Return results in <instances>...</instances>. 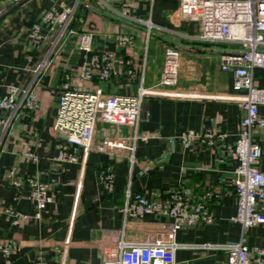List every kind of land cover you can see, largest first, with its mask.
Returning a JSON list of instances; mask_svg holds the SVG:
<instances>
[{"label":"crops","instance_id":"obj_1","mask_svg":"<svg viewBox=\"0 0 264 264\" xmlns=\"http://www.w3.org/2000/svg\"><path fill=\"white\" fill-rule=\"evenodd\" d=\"M88 7L78 8L82 21L77 30L94 33L93 50L114 51L117 58H129L133 75H112L100 87L107 94H132L140 84L154 86L162 70L164 50L172 47L179 52L178 88L195 87L210 95L205 99H171L148 96L144 99L137 131L143 139L135 142L133 162L118 151L114 153L90 150L78 161L59 163L54 160L63 138L53 129L60 78L71 74V83L91 90L96 80L79 81L75 71L88 57L76 49L74 36L60 38L50 50L54 37L49 23L39 26V37H31L28 27L51 9L59 11L70 0H21L10 3L0 0V99L9 86H25L33 68L48 53V66L38 76L33 90L38 106L15 114L2 130L0 126V206L12 204L27 215L16 224L0 213V242H12L15 247L8 255L0 254V264H104L106 248L112 247L120 236L127 242L162 241L171 238L181 245L173 251L174 264H222L225 252L217 248L237 241L241 229L229 221L235 210V197L230 172L236 164L233 145L241 115L239 99L244 90L232 89V76L216 67L218 53L229 51L226 44H208L195 39V22L177 16V0L166 11L154 0H83ZM105 4V5H104ZM106 5L128 16L149 20L151 26L124 19ZM75 29V30H76ZM131 35L130 47L116 46L107 34ZM253 78L264 85V71L255 69ZM264 117V106H258ZM0 109V119L3 120ZM211 130L223 135L213 146L194 144L183 149L176 136L183 129ZM261 148L257 167L264 173V129H254L251 135ZM99 140L96 132L94 141ZM29 149L35 160L25 154ZM111 164L114 186L107 191L98 180L99 170ZM12 170L19 177H32L50 186L51 202L33 219V204L28 200V185L16 188L8 177ZM179 186L193 194L207 190L211 212L209 222L176 230L168 235L162 229L170 218L144 214L126 218L123 222L121 205L123 193H142L164 197ZM264 213V205H262ZM125 223V224H124ZM248 247L264 249V223L255 224L243 232ZM113 253V252H112Z\"/></svg>","mask_w":264,"mask_h":264},{"label":"built area","instance_id":"obj_2","mask_svg":"<svg viewBox=\"0 0 264 264\" xmlns=\"http://www.w3.org/2000/svg\"><path fill=\"white\" fill-rule=\"evenodd\" d=\"M19 1L21 0H9L10 3ZM177 1V16L195 22L198 26L196 40L231 47L229 51L218 53L216 67L232 76L233 90H244V95L239 99L241 115L233 145L236 164L230 172L235 210L229 217V221L240 226L241 233L237 241L217 246L225 252L222 264H264V249L248 247L243 235L247 228L264 223V173L257 167L261 148L251 138L254 129H264V117L258 115V106H264V85H257L253 78L255 69L264 71V0ZM88 6L87 1L70 0L59 11L51 8L43 12L28 27L31 37H39V26L43 23L50 24V30L54 32V37L49 42L50 50L60 38L75 35L76 49L88 54L75 71V77L79 81L91 82L94 79L98 82L91 90H87L73 85L70 73H64L60 78L53 129L63 140L58 144L54 160L59 163H75L78 161L77 150L81 148L82 156L90 150L109 153L118 151L131 164L135 142L144 138L137 131V123L146 97L155 95L171 99H205L211 96L195 87H176L179 52L172 47L164 50L162 70L154 86L143 87L140 82L132 94L104 93L99 83L112 75L124 74L131 77L133 65L129 58L118 59L114 51L93 50V31L77 30L74 27L76 22L79 24L82 21L81 16L76 15L78 8L86 9ZM106 8L124 19L144 24L147 28L151 26L149 20L125 15L107 5ZM106 39L116 46L130 47L133 43L131 35L120 33L107 34ZM48 54L49 51L33 68L25 86H9L0 99V109L7 111L6 117L0 119L2 130L19 111L37 108L38 101L33 86L48 66ZM96 132L99 135L98 141H94ZM176 138L183 149H190L194 144L211 147L223 135L211 130L195 131L187 128L181 130ZM25 154L35 160L28 148ZM8 177L16 188L23 182L28 185L27 198L34 206L31 217L40 219L42 209L52 200L50 186L54 180L44 183L32 177H19L12 170ZM97 177L103 188L113 190L114 171L111 164L103 166ZM210 197L211 193L207 190L193 194L183 186L170 190L164 197L157 193L147 197L142 193L125 190L121 205L123 222L126 218H140L144 214L170 218L171 222L163 224L162 229L168 235H173L176 230L211 220V212L207 206ZM0 213L11 224L27 217L12 204L0 206ZM113 243L111 248L105 250L107 259L104 264H174L173 251L181 246L171 238L127 242L120 236ZM14 247L12 242H0V254L8 255ZM32 264L42 262L37 259ZM58 264L67 263L61 259Z\"/></svg>","mask_w":264,"mask_h":264},{"label":"rangeland","instance_id":"obj_3","mask_svg":"<svg viewBox=\"0 0 264 264\" xmlns=\"http://www.w3.org/2000/svg\"><path fill=\"white\" fill-rule=\"evenodd\" d=\"M161 5L164 7V11H166V9L172 5V2H170L169 0H154L152 5Z\"/></svg>","mask_w":264,"mask_h":264},{"label":"water","instance_id":"obj_4","mask_svg":"<svg viewBox=\"0 0 264 264\" xmlns=\"http://www.w3.org/2000/svg\"><path fill=\"white\" fill-rule=\"evenodd\" d=\"M3 115L6 116L7 115V111L3 110Z\"/></svg>","mask_w":264,"mask_h":264}]
</instances>
